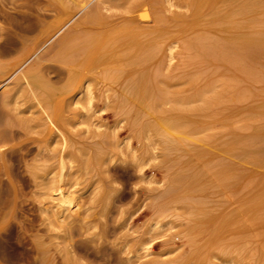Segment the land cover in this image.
<instances>
[{
	"label": "bare ground",
	"instance_id": "1",
	"mask_svg": "<svg viewBox=\"0 0 264 264\" xmlns=\"http://www.w3.org/2000/svg\"><path fill=\"white\" fill-rule=\"evenodd\" d=\"M54 1L64 9L63 21L40 29L34 40L22 44L17 57L0 64V103L35 136L38 145L37 154L25 166L36 187L35 200L44 224V233L32 238V262L58 264V253L66 264H82L75 256V237L82 234L93 240L101 234L111 199L105 180L110 163L130 156L140 169L144 167L147 115L151 121L146 128L148 138L157 133L165 140L179 141L204 168L208 196L199 217L207 223L201 238L207 242L210 263L264 264V151H253L257 138H244L246 134L235 131L238 119L230 110L228 115V107H217L219 116L206 126L213 131L228 126L226 134L216 139L219 132L213 133L209 141L197 138L196 127L191 128L196 122L187 119L190 122L186 124L184 116L188 112L183 113L184 107L179 112L174 105L176 101L190 105L202 101L212 107L220 101L214 87L182 95L184 99L168 92L158 96L143 85L140 76L155 58L165 55L173 61L215 38L242 45L257 42L256 37H261L264 30V0ZM47 63L63 69L57 82L46 72ZM227 88L223 92L227 100H250V114L264 110V99L249 89L244 92L234 85ZM96 98L104 101L100 108L94 104ZM108 106L122 108L120 111L135 118L124 116L109 123L100 113ZM253 123L256 130L258 121ZM121 129L128 130L124 136ZM85 135L90 136L89 141L84 140ZM192 139L209 151L204 160L191 149ZM101 144L107 145L99 148ZM199 167L196 173L203 170ZM9 216L8 212H0V231L5 229ZM162 225L155 220L148 230L159 231ZM139 228L134 226L132 232H139ZM131 237L122 247L127 253L124 264H144V231L137 240Z\"/></svg>",
	"mask_w": 264,
	"mask_h": 264
},
{
	"label": "rangeland",
	"instance_id": "2",
	"mask_svg": "<svg viewBox=\"0 0 264 264\" xmlns=\"http://www.w3.org/2000/svg\"><path fill=\"white\" fill-rule=\"evenodd\" d=\"M53 1L0 0V64L17 57L22 44L34 40L40 29L60 24L63 21L64 9ZM261 34V37H256L257 42L249 45L228 43V41L224 43L225 40L220 41L219 38H215L212 43H203L206 46H201L202 43L199 47L194 46L192 52L190 50L192 54L188 52L189 54L179 55L180 57L177 56L173 61L165 55L159 56L152 61V67L149 65L148 68H144V74L143 71L140 72L141 78L144 79L143 85L148 86L158 96L168 92L177 98H181L182 95L187 97L192 92H200L207 86L214 87L219 95V104L208 107L202 101L193 102L191 105L188 102H179L181 104L179 105L178 101H174L176 105L173 103L172 105L177 106L179 112L185 109L183 113L188 112L184 116L185 123L192 121L190 123L194 124L196 122L197 126L195 124L191 126L192 129L196 127L195 136L208 141L214 137H212L213 133L216 135L219 132L215 136L216 139L226 134L228 126V128L221 127L222 131L221 128H218L219 130L214 128L217 129L216 131H213V128L209 130L206 126L208 123L207 127H209L215 117L219 116V108L228 107L226 109L228 115L234 112L231 115H235L234 119H238L234 123L235 131L246 134L244 138L256 137L257 142L253 151L262 152L264 151V110L250 114V100H234L233 102L227 100L224 94L227 87L234 85L239 90L244 89V92L249 89L254 93L253 95L264 99V42H261L264 30ZM167 61H171L172 64L169 66L170 63ZM165 67L172 69L170 68L169 71ZM45 70L56 82L63 74V69L54 63L45 64ZM137 77L139 78V75L135 76L136 80ZM221 101L224 102L223 106H219ZM94 104L100 108L104 101L96 98ZM108 107L102 109L100 113L101 118L103 120L107 118L108 121L107 119L106 121L109 123L117 122L128 116L124 111H120L122 108ZM112 107L115 110H111ZM215 110L218 112L216 113ZM128 117L135 118V115ZM245 117L249 122L248 120L245 122L243 119ZM192 118H196L195 121ZM200 118L204 121L200 122ZM187 119L191 120L188 122ZM257 121L258 128L253 130V122ZM147 124H151V121L147 115H144V137L145 135L147 137V139L144 138V167L140 169L130 156L125 161L117 159L110 163L109 177L105 179L109 184H106L107 189L111 193L109 209L104 223L102 222L100 236L91 240L88 235H76L74 252L79 263L124 264L127 258V253L122 249L125 240L131 236V238L136 237L134 240H137L144 231V241L147 247L144 249V264H200L201 262H197L201 260V264H207V262L211 264L207 256L209 253L207 242L201 238L204 228H207V223L199 217V211L204 209L208 196L204 189L207 182L206 174L203 172L204 168L197 161L196 155H192L179 141H169L166 137L165 140L164 136L157 133L156 137L153 135L148 138ZM127 131V129H121V136H124ZM84 137L86 138L84 140L89 141V135ZM155 138H157L156 141ZM35 141V136L24 127L22 128L13 113L6 111L0 103V212L5 211L10 215L5 229L0 231L2 264H34L31 260L34 256L32 238L44 233V224L35 200L36 187L25 167L37 154L38 145ZM189 144H192L191 149L201 159L206 158V153L209 155L206 146L200 141L192 139ZM106 145L101 144L99 148L106 147ZM197 164L198 167L201 166L200 169H203L200 173L195 171L198 169ZM199 178L203 182H200ZM194 181L197 184H194ZM177 200L178 204L175 205ZM191 218H194V221H191ZM155 220L163 225L159 231L156 229L150 232L148 229ZM134 226L140 227L139 232H132ZM189 233L190 235H187ZM189 240H192V245ZM55 259L58 264H66L65 261H61L58 253H55ZM193 260L196 262L194 263ZM217 263L219 264L218 261Z\"/></svg>",
	"mask_w": 264,
	"mask_h": 264
}]
</instances>
